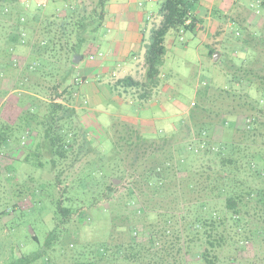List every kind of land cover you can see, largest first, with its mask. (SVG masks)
<instances>
[{
	"label": "trees",
	"instance_id": "16d2710c",
	"mask_svg": "<svg viewBox=\"0 0 264 264\" xmlns=\"http://www.w3.org/2000/svg\"><path fill=\"white\" fill-rule=\"evenodd\" d=\"M110 1L74 0L59 14L0 0V99L14 93L0 109V165L24 150L16 161L42 173L52 213L49 231L33 236L39 249L9 264H264V0L233 18L213 11L209 57L227 52L231 87H198L168 137L114 119L106 155L81 122L73 60L98 54ZM198 2L163 1L145 80L118 79L117 90L152 96L168 34L207 35Z\"/></svg>",
	"mask_w": 264,
	"mask_h": 264
},
{
	"label": "rangeland",
	"instance_id": "374dc122",
	"mask_svg": "<svg viewBox=\"0 0 264 264\" xmlns=\"http://www.w3.org/2000/svg\"><path fill=\"white\" fill-rule=\"evenodd\" d=\"M163 1L141 0V2L147 3V7L153 8L156 16L155 20L150 22L151 28L156 27L160 21L159 9ZM200 1L203 3L204 9L208 5L209 7L215 5L214 8L205 9V18H213L220 24V21L213 15L214 9L224 12V10L229 9V6L234 5V8L228 13L233 18L238 12L246 15L247 8H251L256 0H236L234 4H232L234 0H227L226 5L228 7L217 2L214 3L216 0ZM68 2L74 3V0H59L57 3H52L48 11L60 14ZM197 6L199 5L197 4ZM48 11L47 13H49ZM203 14L204 10H202V17ZM114 17L115 14L108 12L105 23L97 34L100 41L103 37L113 38L116 35L115 32L108 30V24ZM232 25L229 21L227 26L232 28ZM205 27L207 29L205 38L202 35L192 33L181 35L176 31H171L168 34L165 42L166 55L160 68V82L162 84L153 91L149 99L143 102L140 97L141 91L130 90L126 92L123 88L120 91H115L108 83L104 82L99 84L100 95L98 97L93 94L85 96L84 93L91 87L93 90L97 88L93 85L96 84L95 76L89 77L87 84V80L78 75L80 78L79 96L82 94V99L85 96L83 104L78 106L81 122L91 136L93 143L106 155L112 151L110 129L114 119L134 121L147 139L168 137L172 135L176 127L187 119L198 87L208 85L210 87L229 88L232 86L230 77L224 70V60L226 59L224 55L227 52L225 50L222 53L218 52L220 56L217 61L214 60V56L212 59L209 57V44L216 29L207 22ZM151 31L146 34L147 44L151 42ZM182 38L184 41H181ZM106 43L104 41V45H102L103 51L108 48ZM131 52L134 51H126L125 56L131 55ZM246 54L253 55L251 51ZM101 56L103 54L99 53L98 57L101 58ZM27 57L28 50L26 48L17 49L15 58L18 60V64L23 65ZM117 59L114 64L120 65L119 63H122L123 60L122 58ZM143 59L144 54H142ZM82 60L81 58L80 62ZM81 65L85 69L92 63L86 57ZM139 79L144 81L145 73H140ZM117 80V77H113L111 82L114 84ZM13 94L11 92L5 98L0 99V109L6 100L13 97ZM251 94L254 96L255 92L252 90ZM19 151L23 152L24 150L20 149L18 152L9 153V157L6 156L2 159L0 165V213L9 212L3 215L0 220V264H9L21 254H29L38 250L40 244L34 241L33 236L42 238L52 227L51 206L47 198L48 192L47 190L44 191V180L40 176L42 173L38 172L39 174H37L33 164L16 161L21 157ZM12 163L16 172L10 170L9 166ZM7 166L9 170L6 169ZM116 185H120V183H116ZM15 204L18 205L17 208L13 207Z\"/></svg>",
	"mask_w": 264,
	"mask_h": 264
},
{
	"label": "crops",
	"instance_id": "0c3cea01",
	"mask_svg": "<svg viewBox=\"0 0 264 264\" xmlns=\"http://www.w3.org/2000/svg\"><path fill=\"white\" fill-rule=\"evenodd\" d=\"M198 1L200 3H198L199 6L196 8L194 14L199 18H202L204 24L207 22L210 26L217 29L219 23L216 22L215 19L205 18V9L211 7L214 8L215 5H210V7L208 5V7H205L204 9L203 3L200 0ZM234 1L236 2V0ZM234 1H232V4L235 3ZM21 2L22 5L26 6L30 10L34 11L42 8L45 12H47L50 5L52 3L59 2V0H21ZM216 2L218 4L220 3L222 6H225L226 2L228 3L227 0L214 1V3ZM68 4L70 3L68 2ZM68 4H66V6ZM233 6L234 5L229 6V9L224 10V13L227 15L230 10L234 8ZM202 10H204L203 17L201 16ZM108 12L115 14V17L111 19V22L108 24V30L109 32H115L116 35L113 38L103 37L101 39L97 52L98 54H103V56L100 58L97 54L94 57H89L92 65L86 66V68L83 69L81 64L84 59L77 65L78 75L84 77L87 80V84L89 77L95 76L96 84L93 85L97 88L93 90L90 86L91 88L84 93L85 96H91V94H93L98 97L100 95L99 84H102L103 82L108 83L113 90L120 91L122 88L117 90L114 87L113 82H111L113 77L122 79L124 77L131 76L136 80H140V73H146L145 53L147 46L150 44H147L146 42V34L155 27H150V22L156 18L153 8L147 7V3H143L141 0H111L106 8V13L108 14ZM160 22L161 17L159 23ZM159 23H157L156 26H158ZM104 41L105 43L107 42L106 45H108V48H106L105 51L102 50ZM130 50H133L134 52H131V55L127 54L128 57L125 56L126 51ZM142 54H144L143 60ZM117 58H122L123 60L122 63H119L120 65L114 64V62L118 60ZM161 84L162 83H160V85ZM125 91L127 92V90ZM141 101L143 102L145 100Z\"/></svg>",
	"mask_w": 264,
	"mask_h": 264
},
{
	"label": "water",
	"instance_id": "95a60500",
	"mask_svg": "<svg viewBox=\"0 0 264 264\" xmlns=\"http://www.w3.org/2000/svg\"><path fill=\"white\" fill-rule=\"evenodd\" d=\"M219 56H220V53H218V52L215 53V55H214V60L217 61V58H218ZM80 60H81V57L75 56V57H74V60H73V61H74V64H75V65H78L79 62H80ZM115 183L118 184V183H120V182H119V181H115Z\"/></svg>",
	"mask_w": 264,
	"mask_h": 264
},
{
	"label": "built area",
	"instance_id": "2783aa9c",
	"mask_svg": "<svg viewBox=\"0 0 264 264\" xmlns=\"http://www.w3.org/2000/svg\"><path fill=\"white\" fill-rule=\"evenodd\" d=\"M181 41H184V39L182 38Z\"/></svg>",
	"mask_w": 264,
	"mask_h": 264
}]
</instances>
